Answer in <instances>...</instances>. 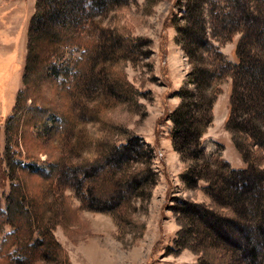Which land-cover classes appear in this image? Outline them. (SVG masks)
<instances>
[{
  "label": "rangeland",
  "instance_id": "obj_1",
  "mask_svg": "<svg viewBox=\"0 0 264 264\" xmlns=\"http://www.w3.org/2000/svg\"><path fill=\"white\" fill-rule=\"evenodd\" d=\"M36 1L0 0V200L2 209H6L17 179L30 195L48 200V209H52L57 222L54 238L67 256L57 255L45 243L36 245L42 225L40 213H33L31 224L20 231L12 225L3 226L0 240L9 231H17V237L9 253L0 251V264H96L91 257L94 252L95 257L105 256L107 262L119 261L117 264H251L241 251L245 243L256 245L259 262L264 264V235L258 232L261 209L253 207L259 201V206L264 205L261 187L250 182L228 185L221 188L218 199L204 188L206 179L191 187L182 178L185 163L174 150L170 136L171 114L182 100L176 91L186 83L192 66L188 49L200 60L219 58L220 51L231 67L226 64L228 75L217 81L213 120L201 137L202 148L208 156L219 155L231 168L246 166L231 131L225 127L236 48L246 35L242 10L236 2L257 8L260 18L256 27L264 30V0H118L116 5L107 0L104 7L91 8L92 14L81 11L76 17H70L69 11L65 14L69 0L51 2L47 8L60 7L58 17L48 20V11L38 20L60 36L71 29L77 41L65 46L55 60L75 66L78 58L84 72L76 76L74 69H68L66 91L46 78L47 70L36 67L33 80L42 95L38 102H48L52 117L23 126L19 143L11 144L12 161L17 164L14 171L5 155V127L17 91L24 86ZM120 35L135 44L127 48L123 40L127 38ZM94 38L97 40L92 41ZM53 59L50 56L46 60ZM49 75L56 81L61 76L54 71ZM53 122L60 128L59 134H53ZM133 133L153 148L150 163L158 180L153 187L146 186V191H151L147 200L136 197L123 205L118 221L112 212L93 210L84 200L95 182L107 183L146 161L142 157L136 163L131 160L119 164L113 156L97 168L93 164L105 154L102 148L106 139L110 140L106 142L108 151L113 142L124 144ZM256 155V167L264 168V151ZM20 165L43 169L49 180L19 170ZM262 185L264 189V182ZM186 198L208 208L213 215L212 226L187 210ZM214 217L229 225L215 228ZM239 225L247 229H239ZM208 248L214 257L217 251L219 257L211 260L205 256Z\"/></svg>",
  "mask_w": 264,
  "mask_h": 264
},
{
  "label": "trees",
  "instance_id": "obj_2",
  "mask_svg": "<svg viewBox=\"0 0 264 264\" xmlns=\"http://www.w3.org/2000/svg\"><path fill=\"white\" fill-rule=\"evenodd\" d=\"M111 1L116 5L118 0ZM51 2L57 1H36L35 12L31 18V28L29 29L27 61L25 72L23 73L24 86L17 91L12 112L6 122L5 155L8 159V164L14 171L17 164H14L12 155L10 154L12 142L19 143L18 140L21 138L22 133L21 129L24 128V125L36 124L51 115V110L47 108L48 102L44 101V104H39L38 102V97L42 95L38 93L39 84H36V80H33L36 77V67L41 66L47 70V75L48 73L52 75V71L55 74L61 75L59 81H56L50 75L48 77L46 75V78H49L58 85L57 87L64 88L66 91L68 90L66 85L67 77L70 76L68 69H74L76 76L84 72V69H80L83 64L78 58H76L75 66L69 65V63L63 64V61L56 62L55 60L60 57L57 54H61L65 46L77 43V41L74 37L76 33L71 29L65 30L67 34L60 36L59 32L56 33V31L50 30L44 21L40 22L41 20H38L39 17H44L48 11L50 13V15L48 13V20L58 17L57 13L60 12V7L52 5L53 8H56L53 10L47 8ZM106 2L107 0H69L67 8L64 11L65 14L69 11L71 13L70 17H76L81 14V11H84L88 15L92 14L89 12L91 8L94 6L104 7ZM243 4V1L236 2V5L240 6L242 10V18L245 21L246 27L243 28V31L244 34L246 32V35H243L242 40L236 48L237 61L233 65L234 78L232 79L229 112L225 120V127L231 131L233 142L246 166L241 169L231 168L230 164L221 159L219 155L208 156L202 148L201 137L213 120V101L219 90L217 81H221L224 77L223 75H228L227 66L231 67L230 62L223 57L220 51L218 52L219 58L216 56L200 60L196 59L195 55H192V52L188 49L189 53L187 52V54L191 57L192 66L186 83L181 86L180 90L176 91L182 97V100L171 114L173 122L170 131L172 145L185 163L182 178L191 187H197L199 180L206 179L208 185L204 188L211 194H214L216 199L219 197L221 188L225 189L228 185H244L246 182L261 187L259 189L260 195H262V191L264 192L262 185L264 182V168H259L255 165L256 154H261L264 151V30L256 27L260 18L257 8L250 9L244 7ZM36 22L37 26L35 25ZM35 26L36 28L34 29ZM178 28L180 29V26ZM120 36L127 38H123L127 48H131L135 44L128 36ZM96 40L94 38L92 41ZM199 42L202 43L203 41ZM49 43L51 45L48 48L42 49L41 46H47ZM82 53L86 55L85 47L82 48ZM50 56L54 57V59L52 62H47L46 59ZM124 80L129 86L133 87L127 78H124ZM121 83L124 86V83ZM240 109H242L241 112ZM52 119L57 120L56 117ZM57 124L59 125V121H57ZM52 125H54L52 127L53 134H59L60 128L58 129L55 122ZM36 137L38 136L36 135ZM106 142L107 139L103 143L102 148L103 151L106 149L105 154H102V157L97 158L93 162L96 168L99 166L98 164L108 159L112 160L113 156L116 157L114 161L119 164L131 160H135L136 163L138 159L142 157L146 158V161L133 165L135 167L128 168L126 172L117 178L112 179L111 177L107 183L95 182L88 199L84 200L85 205L91 209L112 212L119 221L121 215L118 212L123 209V205L132 202V199L136 197L147 200L151 196V191L150 189L146 191V186L153 187L158 177L150 163L153 148L146 144L139 134H131L127 137V142L118 146L113 142L114 145L108 151ZM19 170L40 175L46 181L49 180L46 179L47 174L41 168L20 165ZM222 182L223 186H221ZM246 185L248 184L246 183ZM110 190L111 193H108ZM29 195L22 181L17 179V184L12 187L6 209H2L0 200V235L3 234V226L12 225L20 231L23 227L31 224V220L34 218L33 213H40L41 215L39 214L38 217L42 225V231L39 232L41 237L37 238L34 242L36 245L45 243L57 255L62 254L66 258V252L53 235V229L56 227L57 222H54L55 216L51 215L52 209H48V200L44 201V198L40 200L39 197L32 195L29 197ZM256 199L254 198L251 201L254 202ZM183 201L187 206V210H191L196 214L194 216H198L211 226L213 225L210 222L213 215L207 211L208 208L204 204L188 198L183 199ZM259 203L260 201L257 204L254 203L253 207L261 209L259 212L261 222L258 232L264 235V205L261 204L259 206ZM34 208L38 211L33 210ZM216 220L217 225H214L215 228L218 225H229L225 224L224 219ZM238 228L247 229L244 228V225H239ZM16 234L17 231L6 233L5 237L0 240V251L3 249L6 253L10 252L12 240L14 237H17ZM220 234L222 236L226 235L222 230ZM20 246L24 247L26 244H20ZM14 250L17 251V249ZM241 251L243 255L248 257L251 264H263L259 262L260 252L255 244L253 246H246L245 243L241 247ZM211 252L210 248H208L204 251V254L211 260L219 257L217 251V256L215 257ZM8 263L12 264L11 261Z\"/></svg>",
  "mask_w": 264,
  "mask_h": 264
},
{
  "label": "crops",
  "instance_id": "obj_3",
  "mask_svg": "<svg viewBox=\"0 0 264 264\" xmlns=\"http://www.w3.org/2000/svg\"><path fill=\"white\" fill-rule=\"evenodd\" d=\"M22 5H24V4H22ZM18 7V6H17ZM95 253L96 252H94L93 254H91V257L92 258H94L96 261V264H117L118 262H107L106 261V258H105V256L104 257H101L100 256V259H99V257H95V256H97V255H95ZM98 254H100V252H97ZM102 260V261H101ZM124 264H127L126 262L124 263Z\"/></svg>",
  "mask_w": 264,
  "mask_h": 264
}]
</instances>
